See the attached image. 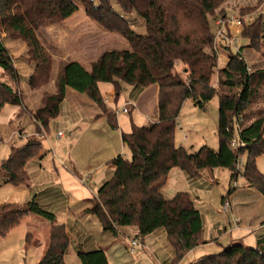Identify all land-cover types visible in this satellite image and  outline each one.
<instances>
[{"label":"trees","instance_id":"trees-1","mask_svg":"<svg viewBox=\"0 0 264 264\" xmlns=\"http://www.w3.org/2000/svg\"><path fill=\"white\" fill-rule=\"evenodd\" d=\"M225 1L99 0L95 5L92 0H0V30L24 39L30 40L34 32L65 22L82 8L89 20L106 32L117 33L130 47L103 52L89 71L75 61L58 64L55 93L44 95L42 106L31 115L44 134L48 133L49 123L60 114L66 88L86 94L115 130L116 115L105 106L98 84H110L115 100L124 85L130 86L133 93L158 86L157 121L141 127L132 123L131 131L121 134L130 156L120 154L110 160L113 174L88 200L84 212L95 216L102 230L114 237L122 227H136L135 238L142 242L154 232L164 230L174 252V263L202 243L203 221L195 199L187 192H176L170 199L163 197L162 189L173 169L181 170L190 179L202 170L226 169L230 182L240 174L248 188L264 197V171L260 172L255 164L258 156H264V113L259 111L257 118L247 116L258 98V89L264 92V70L248 71L242 47L237 53L225 49L227 60L218 66L213 37L215 21L229 18L222 9ZM130 15L141 19L143 34L132 28L140 21L135 18L127 21L126 16ZM242 27L241 37L248 41L249 48L257 51L261 45L264 48L262 23L256 21L246 26L242 22ZM0 69L1 74L6 73L12 83L18 84L19 73L1 39ZM50 71L51 62L36 64L28 80L30 89L35 90L42 78L40 86L47 84ZM214 71L218 75L216 88L210 83ZM215 96H218L217 150L203 145L191 152L176 146L174 133L183 103L190 99L195 108L205 110ZM6 104L23 107L17 89L0 77V111ZM233 138L240 144L236 149L230 146ZM44 155L40 140L30 139L22 146L10 147L0 164L4 173L0 186L27 185L28 162L34 158L41 160ZM243 156L246 158L242 170L237 171V161ZM231 193L232 189L228 190L226 197L221 198L222 203ZM56 214L38 201L37 194L20 204H0V237L18 226L25 216L42 217L51 226L46 248L36 264H66L70 237L63 224L55 223ZM31 237L27 233L25 250L32 246ZM251 247L235 241L218 253L204 255L189 264H264V237ZM75 254L80 264H109L103 248L92 251L77 248Z\"/></svg>","mask_w":264,"mask_h":264},{"label":"rangeland","instance_id":"rangeland-1","mask_svg":"<svg viewBox=\"0 0 264 264\" xmlns=\"http://www.w3.org/2000/svg\"><path fill=\"white\" fill-rule=\"evenodd\" d=\"M92 1L95 5H98L99 3V0ZM222 9L229 17L239 18L246 26L256 21L264 25V0L261 2L258 0H226L222 5ZM83 17L87 18L84 15L83 9L80 8L69 19L73 22L75 20L74 23H72V21L68 23L62 22L45 28L67 27L68 30H70L73 27L85 26L88 31H93L94 27H96L95 24H82L81 19ZM126 18L129 22L134 18L140 21L137 26H132V28L139 34L145 32V29H143L144 26H141L142 21L139 17L136 15H130L126 16ZM242 28L236 33H238V44L245 46L246 40L241 37ZM211 29L214 32V23H211ZM59 32L60 31L58 30H52L50 34L45 33V36L44 34L37 32L34 33L32 39L29 40L24 39L17 34L0 30V39L7 47L8 52L13 59V65L18 73L26 71L25 63L31 68L36 63L57 61L59 64L61 62L70 61L71 57H78L80 61L82 60V62L86 64L89 63L90 59L95 55L96 50L100 49V53H102L113 49L118 50L124 49L125 47L128 48L125 40L117 33H112L113 35L110 39L101 36V33H92L93 35L90 37L89 42L86 41L87 43L85 42V45L81 42L79 43L80 46L79 44H76L77 42H80L77 40L78 37L73 35V38L75 39L71 41V44L68 41L59 45V40L65 39V37L61 38ZM94 37H98V39L94 40ZM40 43H44L43 45H45V47L41 46ZM49 44H51V46ZM245 50L243 59L251 71L264 70V58L262 57L264 52L263 45L260 46V51L249 48L248 45ZM223 55L224 56L219 57V67H221L227 60V54L223 53ZM52 70L53 66L51 63L49 82L40 86L43 78L38 80L39 84H37L39 86L35 88V90H41L42 88L45 89L50 83L51 78H53L55 85L57 71L55 68L53 77ZM215 73L216 71H214L210 83L216 88L218 75ZM0 77H2V80L6 84H10L13 88L17 89L23 103L22 108L6 104L0 111L1 164V161L7 157L10 147L22 146L30 139L44 141L45 134L44 130L39 125L33 123L31 117L33 112L26 107L28 100L24 95L31 96L29 93V90H31L29 89V86L26 87V85L21 82V77L19 78L18 84L12 83L10 77L6 73L1 74V69ZM32 91H34V89ZM220 91L225 92L223 89ZM233 92H236V89H233ZM258 93V98L250 107V112L247 114L250 119L252 117L257 118V113L259 111L264 113V92L259 88ZM44 94L48 95L50 93L45 92ZM217 121L218 96H215L206 105L205 110L195 108L190 99L186 100L181 107L176 122L174 133L175 145L182 146L191 152L196 151L203 145H206L213 150H217ZM58 131L62 132L63 130L62 128L54 126L52 123L49 124L48 133L46 134V140L44 143L46 147L51 146L54 150L57 143L65 144L67 139H60V142L55 141V139H58ZM184 136L186 137L185 139ZM56 150L58 151V147ZM125 154V156L129 158V152L126 151ZM245 158L246 156L242 157V163L245 162ZM255 164L257 169L260 172H263L264 156H258ZM107 171L109 170L107 169ZM0 172L4 174L1 169ZM29 177L30 182L36 184L37 182H40L42 177L46 176H32V174H30ZM238 183L239 186L235 189V192H232L233 196H228L229 208L224 210L225 208L223 207L221 198L226 197L228 190L234 188L233 180L230 182V174L228 170L221 168L202 170L192 179L179 169H173L171 171L169 179L162 190L163 197L170 199L176 192L180 191L187 192L190 197H193L195 199V207L200 211L204 222L203 232L207 235V240H209L208 244H202L190 250L178 262L174 263V252L166 237L161 240L159 238L157 239L158 241H156V235H153L149 237L151 239L144 241V244L140 241L142 247L139 249L137 248L136 252L131 255L129 254L127 247L129 244L128 238H124L120 232H118L117 238L110 233L104 232L97 218L87 213L84 216L80 215L78 217V221L81 224L80 227L68 230L71 242L68 246V253L65 257V262L66 264H80L75 254L74 247L76 245V247H78V244H80L79 248L84 251L89 250L88 247L90 242L82 239H80V241L76 240V237H78L77 233L83 229L84 232L89 234L91 243L93 242L97 247L106 249V256L109 264H189L204 255L218 253L222 248L210 238L218 236V232L213 229L214 226H219L221 230L223 226L229 227L230 224V227L232 225V228H235L233 222L236 220L238 221L236 228H238L239 222L241 223V226H252L258 224L261 217L264 216V198L259 196L257 192L249 189L244 180L238 179ZM2 199H4V197L0 194V200ZM71 210L73 212L77 211L76 209H73V207ZM68 215L70 216V213ZM67 218L69 217H67L66 214L64 215L62 212H57L55 223H65ZM258 225L260 227L262 226L261 224ZM50 226L51 224L42 217L37 215L25 216L18 226L10 230L5 236L0 237V264H36L46 248ZM236 232L237 233L235 234H239L240 231ZM27 233L32 235V246L25 250V237ZM259 233H264V228L249 234V236H247L249 238H244L246 240H243V243L246 246L250 243L255 247L256 240L260 238ZM228 240V237H224L219 241L220 244L224 245Z\"/></svg>","mask_w":264,"mask_h":264},{"label":"crops","instance_id":"crops-1","mask_svg":"<svg viewBox=\"0 0 264 264\" xmlns=\"http://www.w3.org/2000/svg\"><path fill=\"white\" fill-rule=\"evenodd\" d=\"M225 14L227 13L225 12ZM70 18H68L65 23L71 22L72 20H69ZM74 22L72 21V23ZM81 22L82 24L93 23V25L95 24L96 27H94L93 31H88L85 26L76 28L73 27L70 29L71 31L68 30L67 27H49L37 32H40L45 36V33L50 34L52 30L60 31L59 34H61V38L65 37V39L59 40V45L68 41L71 44V41L75 39L73 38V35L78 37L77 40L80 41L76 44L82 42L84 45L86 41L89 42L90 37L93 35L92 33H101V36L108 37V39L112 38V33H106L104 29L88 18L83 17ZM97 39L98 37H94V40ZM40 44L41 46L45 47V45H43L44 43ZM49 45L51 46V44ZM247 45V40L245 46L239 45L242 48L244 47V49L241 51L242 56L246 51L245 48ZM124 49H130L129 45L128 48L125 47ZM100 52V49L96 50V56L94 55L92 59H90L89 63L86 64H84L82 60L80 61L78 57H71L70 61L80 63L85 70L89 71L91 64L98 58V56L103 53ZM51 63L53 66L52 75L54 77L55 68L57 71L58 63L57 61H51ZM25 64L26 71H21L19 74L21 77V82L26 85V87H28L29 77L33 74L37 63L31 68L27 65V63ZM98 90L105 106L116 115L115 119L117 123V129H111L106 118L101 115L100 109L89 99L86 94L77 93L71 88H66L65 97L61 104L60 114L50 123L56 127L62 128L63 130L62 132H57V135L58 133H61L62 136L58 137V139H55V141L60 142V139H67V141H65V144L57 143L55 149L53 150L51 146L46 147L44 145L47 134L45 133L44 141H42L44 145V157L41 160H38V158L30 160L26 166V169L28 175H43L46 177H42L40 182H37L36 184L29 181L27 185H1L0 194H2L4 199L0 200V204H20L29 199L32 195L37 194L38 201L48 210L53 212H62L64 215L66 214V216L69 217L65 223H62L65 226L67 232L72 228L81 226L78 221V217L80 215L84 216L86 214L84 211L89 206L88 200L95 196L99 187L108 181L113 174V168L108 163L110 160L114 159L120 154L126 155L125 153L127 149L122 144L121 134L129 133L131 131L132 123L138 127L148 126L152 123H155L158 118L157 85L150 86L140 93H133L130 86L124 85L122 86L121 94L117 100L114 99L115 91L110 84L99 83ZM55 91L56 86L54 85L53 78H51L50 83L47 87H45V89L42 88L41 90L34 91L31 89L29 90L31 96L24 95V97H26L28 100L27 103L25 102L26 107L34 112L42 106V98L45 95L44 93L48 92L50 94H54ZM123 107L127 108V113L121 112ZM57 147L58 151L56 150ZM107 169L109 171H107ZM2 178L3 174L0 172V182ZM249 189L257 192L252 188ZM232 192H235V189L232 188ZM258 195L263 197L260 193H258ZM229 196L232 197L233 194L231 193ZM226 200H228V196ZM72 207L77 211L73 212L71 210ZM69 213L70 216L68 215ZM240 224L241 223L239 222L238 228H232V225L230 227L229 224V227L223 226L221 230L219 226H214L213 229L218 232V236L210 237L211 240H213L214 243L216 242L220 248L225 247L235 241L243 243V240L249 238L247 237L249 234L264 228V216L261 217L260 221L258 222V224L262 225L261 227L258 224L252 226H241ZM118 231L122 236H124V238H128V240L135 238L138 233L136 227H122ZM203 231L204 222L201 234L202 243L200 245L209 243V240H207V235ZM236 231H240L239 234H235L237 233ZM77 235L78 237H76V240L80 241V239H82L84 241L90 242L88 251L99 248L95 243H91L90 236L88 233L84 232V229L79 231ZM153 235H156V241H158L157 239L159 238L161 240L162 238L166 237L164 230H158L145 237L142 240V244H144L143 242L147 239H151L149 237ZM259 235V237H264V233H259ZM224 237H228L229 240L226 241L224 245H222L220 244L219 240ZM248 244L249 245L247 246H254L250 243ZM79 245L80 244H78V247H76L77 245L74 247L75 250L79 248ZM104 250L106 253V249Z\"/></svg>","mask_w":264,"mask_h":264},{"label":"built area","instance_id":"built-area-1","mask_svg":"<svg viewBox=\"0 0 264 264\" xmlns=\"http://www.w3.org/2000/svg\"><path fill=\"white\" fill-rule=\"evenodd\" d=\"M215 26H216V30L214 32V37H213V44H214V50L217 53L218 58L220 56H224L223 53L225 49H229L232 52H239L240 50V46L238 44V31H240L239 29L242 28V21L239 18H234V17H229L225 20L222 19H217L215 21ZM222 52V53H220ZM248 71L250 72L251 69L248 67ZM122 113H127L128 110L127 108L123 107L121 109ZM236 128H238V126L236 125ZM62 134L58 133L57 137H61ZM186 137L184 136V139ZM232 149H236L240 146L239 142L237 141L236 138H233L230 144ZM242 163V157L238 159L237 161V165H236V170L237 171H241L242 167H243ZM238 179H241L240 174H238L236 176V178L233 180V189H236L239 186L238 183ZM242 180V179H241ZM223 207L225 208L224 210H227L229 208V201L225 200L223 202ZM238 221H234L233 225L236 228ZM140 247H142V244L140 242L139 239L137 238H133L129 241L128 244V251L129 254L133 255L137 248L139 249Z\"/></svg>","mask_w":264,"mask_h":264}]
</instances>
